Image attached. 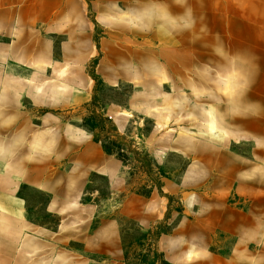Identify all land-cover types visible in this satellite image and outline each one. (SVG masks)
<instances>
[{"label": "rangeland", "instance_id": "1", "mask_svg": "<svg viewBox=\"0 0 264 264\" xmlns=\"http://www.w3.org/2000/svg\"><path fill=\"white\" fill-rule=\"evenodd\" d=\"M0 23L1 79L54 84L4 88L34 109L27 162L56 164L54 195L16 185L38 264H264V0H0Z\"/></svg>", "mask_w": 264, "mask_h": 264}, {"label": "crops", "instance_id": "2", "mask_svg": "<svg viewBox=\"0 0 264 264\" xmlns=\"http://www.w3.org/2000/svg\"><path fill=\"white\" fill-rule=\"evenodd\" d=\"M2 24L0 23V31H1ZM29 46L27 45V49ZM37 49V48H36ZM1 50V49H0ZM39 51V49H37ZM1 52V51H0ZM0 53V58H1ZM41 61V60H39ZM37 61V62H39ZM34 66H39L34 64ZM3 70L0 67V73ZM3 79V78H2ZM0 77V89H3L2 93H0V122L1 121H18V130L21 133H18L16 137L24 136L26 138H32V147L31 151L29 149L28 141L26 143L19 146L17 151V159L14 157H10L12 151H8L9 143L7 145L1 144L5 147V152L0 155V264H38V259L35 256H38V240H39V227L29 223L26 219V209H25V202L22 198L17 197L16 194V185L21 184H30L34 185L37 188H40L44 191L50 192L54 195L56 190V186H58L59 182H56L54 173L50 174L49 171L46 173H42L40 175V168L46 169H54L56 164L54 162V157L46 158L42 160V164H38L35 161L27 162L26 156L28 155H35L34 158L37 161V153L34 151L38 150L40 141V134H38V130H33L32 125V115L34 114V109L30 108L33 107L32 103L41 104V105H49L45 104L44 100L48 98L47 96L40 97L39 99L33 98L34 91L36 88L40 87L39 85L32 86L33 83L28 80H21L20 78L10 77L2 80ZM28 82V85L26 84ZM8 84V85H7ZM8 87L9 89L13 88L15 92L18 90L25 89L26 96L29 99H32L34 102L30 103L28 100L25 102L22 99H17L16 97L9 96L6 92H4V88ZM43 88V87H40ZM31 92V96H30ZM50 99V98H49ZM23 101V102H22ZM69 101V100H67ZM52 100H49L51 103ZM56 102V101H55ZM64 102V101H63ZM62 103V102H61ZM30 105V106H28ZM25 108H24V107ZM35 127H38L37 125ZM14 134L11 131L6 129H0V139L8 140ZM44 136V135H43ZM41 137V136H40ZM78 140L86 141L88 137L85 136H78L76 138ZM53 136H51V141L49 140H42L43 145H47V147L51 146ZM13 142V141H11ZM36 149V150H33ZM70 149V147H69ZM97 151L95 148H93ZM92 149V151H94ZM71 150V149H70ZM16 153V152H15ZM77 158L82 161V166L87 167V164L90 162L91 167L90 170H101L103 169L104 164H110L112 161L110 160H103L102 156H97L90 152L89 149L81 150L77 153ZM20 159V160H19ZM15 160L21 161L20 163L14 165H10V167L18 168L22 172L20 175L16 176L12 174L11 171L8 170V161L12 163ZM105 162V163H104ZM116 169L112 171V174H107L110 176V179L113 178V174H116ZM23 178V179H20ZM67 178L62 180L63 184L67 183ZM69 185H71V181H68ZM79 181L77 182V184ZM69 195L68 200H78V198L73 199L71 196L72 192H75V189H71L70 187L66 190ZM58 198L51 197V201L48 204V207H55L58 204ZM68 205L73 206L72 203H66ZM66 204L63 205L64 207L61 208V211L66 209ZM58 208V207H57ZM51 211V210H49ZM34 246V247H33ZM24 249L26 250V255L24 256Z\"/></svg>", "mask_w": 264, "mask_h": 264}, {"label": "bare ground", "instance_id": "3", "mask_svg": "<svg viewBox=\"0 0 264 264\" xmlns=\"http://www.w3.org/2000/svg\"><path fill=\"white\" fill-rule=\"evenodd\" d=\"M63 73V72H62ZM61 73V74H62ZM64 74V73H63ZM40 84V87H43V88H40V87H38V88H36L35 89V91H34V97L33 98H37V99H39L40 97H42V96H44V97H46L47 96V94H49V91H50V89L52 88V87H54V84H44V82L42 83V82H39L38 83V85ZM58 87V86H57ZM64 88V89H63ZM63 88H61V87H59V88H56L57 89V91L56 90H52V92H51V96H49V98L50 99H53L54 101H57L58 100V98L57 97H59V96H61V95H65V92H66V86L65 87H63ZM49 89V90H48ZM67 100H69V98L67 99ZM214 117H216V119L218 118L217 116H215V114H214ZM217 121H219V123H218V126H220V124H221V121H220V119L218 118L217 119ZM215 125V124H214ZM216 126V125H215ZM217 126V127H218ZM218 129H221L220 127H218ZM40 137V136H39ZM41 138V137H40ZM5 147H4V145L3 144H1L0 143V155H2V153L3 152H5Z\"/></svg>", "mask_w": 264, "mask_h": 264}, {"label": "trees", "instance_id": "4", "mask_svg": "<svg viewBox=\"0 0 264 264\" xmlns=\"http://www.w3.org/2000/svg\"><path fill=\"white\" fill-rule=\"evenodd\" d=\"M104 150L105 152L109 153V154H113V152L110 150V148L104 146Z\"/></svg>", "mask_w": 264, "mask_h": 264}]
</instances>
